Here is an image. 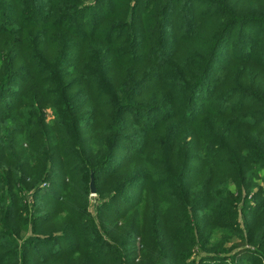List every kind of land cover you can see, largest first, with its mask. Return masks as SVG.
Listing matches in <instances>:
<instances>
[{
    "label": "trees",
    "instance_id": "obj_1",
    "mask_svg": "<svg viewBox=\"0 0 264 264\" xmlns=\"http://www.w3.org/2000/svg\"><path fill=\"white\" fill-rule=\"evenodd\" d=\"M0 264H264V0H0Z\"/></svg>",
    "mask_w": 264,
    "mask_h": 264
},
{
    "label": "rangeland",
    "instance_id": "obj_2",
    "mask_svg": "<svg viewBox=\"0 0 264 264\" xmlns=\"http://www.w3.org/2000/svg\"><path fill=\"white\" fill-rule=\"evenodd\" d=\"M87 2H90V0H86ZM46 115H47V119L49 120V119H52L53 118V113H52V111L50 110V109H47V111H46ZM95 192H96V190H95ZM96 197V195L95 196H92L91 195V202H92V205H94V203H95V198ZM232 242H234L235 243V239H233L232 240ZM251 249H253V248H251ZM198 257H196V259H197Z\"/></svg>",
    "mask_w": 264,
    "mask_h": 264
},
{
    "label": "water",
    "instance_id": "obj_3",
    "mask_svg": "<svg viewBox=\"0 0 264 264\" xmlns=\"http://www.w3.org/2000/svg\"><path fill=\"white\" fill-rule=\"evenodd\" d=\"M90 183H89V193H91L92 196H95V186H94V176L90 174Z\"/></svg>",
    "mask_w": 264,
    "mask_h": 264
}]
</instances>
